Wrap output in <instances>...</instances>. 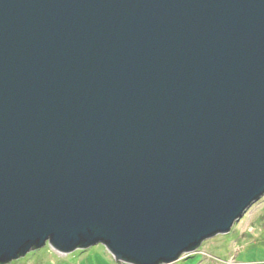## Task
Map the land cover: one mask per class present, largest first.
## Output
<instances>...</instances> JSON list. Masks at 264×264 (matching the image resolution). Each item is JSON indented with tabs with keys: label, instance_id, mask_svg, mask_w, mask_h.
Masks as SVG:
<instances>
[{
	"label": "water",
	"instance_id": "obj_1",
	"mask_svg": "<svg viewBox=\"0 0 264 264\" xmlns=\"http://www.w3.org/2000/svg\"><path fill=\"white\" fill-rule=\"evenodd\" d=\"M263 197L264 0H0V264H176Z\"/></svg>",
	"mask_w": 264,
	"mask_h": 264
},
{
	"label": "rangeland",
	"instance_id": "obj_2",
	"mask_svg": "<svg viewBox=\"0 0 264 264\" xmlns=\"http://www.w3.org/2000/svg\"><path fill=\"white\" fill-rule=\"evenodd\" d=\"M10 264H118L101 245L67 255L49 245ZM176 264H264V197L255 203L228 234L205 241L193 255Z\"/></svg>",
	"mask_w": 264,
	"mask_h": 264
},
{
	"label": "bare ground",
	"instance_id": "obj_3",
	"mask_svg": "<svg viewBox=\"0 0 264 264\" xmlns=\"http://www.w3.org/2000/svg\"><path fill=\"white\" fill-rule=\"evenodd\" d=\"M193 255V254H192Z\"/></svg>",
	"mask_w": 264,
	"mask_h": 264
}]
</instances>
